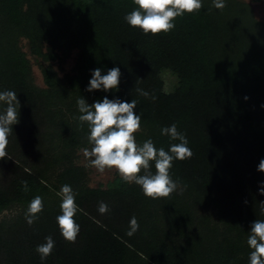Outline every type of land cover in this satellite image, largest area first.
<instances>
[{"label": "trees", "instance_id": "16d2710c", "mask_svg": "<svg viewBox=\"0 0 264 264\" xmlns=\"http://www.w3.org/2000/svg\"><path fill=\"white\" fill-rule=\"evenodd\" d=\"M133 6L0 0V90L16 91L21 104L0 158V264H42L36 246L49 235L56 245L43 264H248L247 231L264 219V172L257 170L264 159V18L242 0H227L222 10L204 0L200 12L152 36L124 22ZM75 52H83V68L63 72ZM31 60L43 87L34 84ZM113 66L121 70L118 92L84 91L91 69ZM164 71L176 79L170 92ZM106 94L137 101V143L151 138L167 150L177 141L160 129L172 123L186 134L193 156L174 161L171 174L180 184L169 197L147 198L117 174L90 184L78 163L90 145L76 101ZM64 184L80 207L75 243L56 225ZM37 195L44 209L28 225L25 212ZM100 202L108 212H98ZM133 216L140 228L129 237Z\"/></svg>", "mask_w": 264, "mask_h": 264}, {"label": "clouds", "instance_id": "9594fccd", "mask_svg": "<svg viewBox=\"0 0 264 264\" xmlns=\"http://www.w3.org/2000/svg\"><path fill=\"white\" fill-rule=\"evenodd\" d=\"M132 3L134 6L125 13L124 22L144 35L156 36L171 32L176 27V18L200 12L204 0H132ZM212 4L215 10H222L226 7L227 0H212ZM120 77L121 70L117 66L107 71L96 67L90 70V78L84 91L116 93L119 91ZM142 94L148 95L146 92ZM76 105L79 113L76 119L81 127L87 125L86 139L90 145L80 151L91 167L99 173L115 170L125 183L139 186L142 194L153 200L169 197L177 191L180 182L173 179L171 174L174 161L188 160L193 152L186 134L178 130L175 123L160 129L162 136L177 141L169 144L166 150L164 147H157L151 138L137 143L135 134L141 129L142 116L137 111L136 100L121 99L117 95L109 98L106 94L89 103L81 95ZM20 107L16 91L0 90V158L7 155L5 149L8 137L13 132V126L19 122ZM257 170L264 172V159L257 165ZM22 183L27 191V182ZM258 191L264 195V181L258 182ZM58 195L60 214L56 216V225L59 234L66 242L75 243L80 232V225L74 219L80 211L76 203L77 193L70 184H64ZM43 209V198L35 196L27 206L25 222L28 225L35 223ZM108 211V205L100 202L98 212L104 214ZM139 228L136 217H131L126 235L133 236ZM247 232L246 244L250 249L248 264H264V219L252 221ZM55 245L56 241L49 235L44 238L43 243L36 246L42 264L52 254Z\"/></svg>", "mask_w": 264, "mask_h": 264}, {"label": "rangeland", "instance_id": "374dc122", "mask_svg": "<svg viewBox=\"0 0 264 264\" xmlns=\"http://www.w3.org/2000/svg\"><path fill=\"white\" fill-rule=\"evenodd\" d=\"M247 2L252 7L254 15L257 19L264 18V0H242ZM83 61H84V54L83 52H75L67 61L63 64V72L71 73L75 70H81L83 68ZM32 64V73L34 84L38 87H43V82L39 73L38 68L36 67L35 63L31 60ZM162 79L164 82L165 92H170L175 83L176 79L169 73L164 71L162 73ZM78 163L84 165L88 171V177L90 178V184L92 186H97L99 183H105L113 178L116 174L115 170H106L104 173H99L96 171L94 167H91L88 164V161L84 158L81 151L79 153V160Z\"/></svg>", "mask_w": 264, "mask_h": 264}]
</instances>
